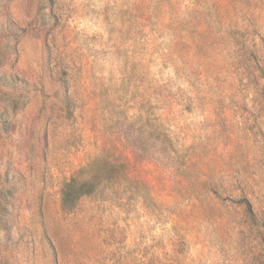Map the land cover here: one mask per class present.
<instances>
[{"label": "rangeland", "instance_id": "rangeland-1", "mask_svg": "<svg viewBox=\"0 0 264 264\" xmlns=\"http://www.w3.org/2000/svg\"><path fill=\"white\" fill-rule=\"evenodd\" d=\"M0 264H264V0H0Z\"/></svg>", "mask_w": 264, "mask_h": 264}, {"label": "trees", "instance_id": "trees-1", "mask_svg": "<svg viewBox=\"0 0 264 264\" xmlns=\"http://www.w3.org/2000/svg\"><path fill=\"white\" fill-rule=\"evenodd\" d=\"M111 165V164H106ZM103 172L100 170H94V174L92 173L88 179L78 178V177H72L68 181H66L63 184L62 190H61V204L63 208H72L75 205V202L77 199H79L81 196L90 194L93 192L95 188V182L94 179H99L100 173H104L105 170L110 172L113 169V165H111L109 168L104 166ZM87 170V168H86Z\"/></svg>", "mask_w": 264, "mask_h": 264}]
</instances>
